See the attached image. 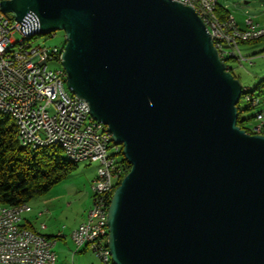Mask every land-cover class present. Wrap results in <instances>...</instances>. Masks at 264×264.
<instances>
[{
	"label": "water",
	"instance_id": "1",
	"mask_svg": "<svg viewBox=\"0 0 264 264\" xmlns=\"http://www.w3.org/2000/svg\"><path fill=\"white\" fill-rule=\"evenodd\" d=\"M65 34L66 87L122 146L107 214L114 264H264V134L238 125L243 85L176 0H0Z\"/></svg>",
	"mask_w": 264,
	"mask_h": 264
},
{
	"label": "built area",
	"instance_id": "2",
	"mask_svg": "<svg viewBox=\"0 0 264 264\" xmlns=\"http://www.w3.org/2000/svg\"><path fill=\"white\" fill-rule=\"evenodd\" d=\"M176 1L198 13L227 68H231V61L238 65H243L246 60L253 63L252 58L242 54L240 44L223 39L217 29L211 28L198 7L185 3V0ZM235 23L241 27L236 17ZM38 27L39 20L34 14L19 23L0 10V110L7 111L18 128H22L25 143L31 147L33 140L48 141L51 145L53 139H65L70 156L78 157L80 163H97V170H103L106 188H99V179L95 177L92 182L93 203L85 222L73 230L72 238L77 247L86 244L92 249L103 264H113L107 245L108 198H112L113 184L124 177V168L119 163L122 146L114 143L107 125L91 116L88 103L70 93L66 87L65 70L49 68L50 62L61 63L64 46L49 47L37 43V39L25 45H15V35H25ZM244 28L248 40L242 42L264 36V26L255 23L250 16L245 19ZM243 101H251L254 108L262 103L261 97L255 94L243 98ZM261 115L264 111L258 109L254 129H251L253 134H262L264 122H261ZM96 198H103V205H96ZM20 212L26 211L8 213V205L0 204V252L4 248H17V259H0V264H54L56 239L24 227L22 220H18ZM42 228H45L44 224Z\"/></svg>",
	"mask_w": 264,
	"mask_h": 264
},
{
	"label": "trees",
	"instance_id": "3",
	"mask_svg": "<svg viewBox=\"0 0 264 264\" xmlns=\"http://www.w3.org/2000/svg\"><path fill=\"white\" fill-rule=\"evenodd\" d=\"M217 13L221 19H226L230 15L229 9L222 5L217 8ZM263 39L264 36L241 43L253 44ZM258 54L260 52H256L252 56ZM252 56L246 57L251 58ZM230 67L227 69L234 74L233 65ZM245 88H248L246 93L260 96L264 90V78L254 85H243V90ZM244 97L245 92L243 91L238 104V125L253 134L250 124L254 122L255 113L243 116L242 111L254 107L250 103L242 107L241 102ZM119 156V163L124 168L125 176L131 166L122 152L119 153ZM76 167L77 164L65 157L59 145L51 144L36 148L21 145L16 122L9 115L0 113V204L8 206L27 204L35 196L49 192L56 184L68 178ZM119 183L120 181L115 185V188Z\"/></svg>",
	"mask_w": 264,
	"mask_h": 264
},
{
	"label": "rangeland",
	"instance_id": "4",
	"mask_svg": "<svg viewBox=\"0 0 264 264\" xmlns=\"http://www.w3.org/2000/svg\"><path fill=\"white\" fill-rule=\"evenodd\" d=\"M219 4L228 8L231 14L236 18H239L240 14L242 15L246 13V15L248 16L258 12L261 9L264 10V0H220ZM20 38V35H15V39ZM35 40L37 43L47 45L49 47L64 46L65 34L63 31H57L54 36L38 35ZM241 50L244 52L243 48ZM251 58L253 62L252 66L245 65V67L239 68L238 64L233 61L230 62V64L233 65L234 74L239 77L241 83L244 86L248 85L249 83H251V85H254L264 78V53L252 56ZM246 61L249 62L248 60ZM49 68L58 69L62 68V66L61 63L50 62ZM260 97L262 100L260 107L242 111L243 116H249L255 113L258 109H262L264 111V90L261 92ZM247 104V101L242 100V107L246 106ZM252 126H254V122L250 124V127ZM97 168V163H77L75 171H73L68 178L56 184L49 193H46V196L51 198H55L59 196V194H64L63 196H65V198L54 199L52 200L53 204L63 205V203L67 202L73 204L70 208L67 207V211H63V219H65L68 214H73L75 216L77 212L82 211L85 208L86 204L89 203V196L87 194L93 193L91 179L94 177V175L97 176ZM36 197L39 198V196ZM38 198H36L35 201L39 200ZM40 199L44 201L47 198L41 197ZM91 201L92 199L90 200V202ZM57 213L60 214L62 213V211H58ZM71 220L72 217L69 218V222H71ZM64 224L67 225L66 219L60 222L61 227H64ZM88 256L92 260H94L95 263L103 264L96 253L90 252Z\"/></svg>",
	"mask_w": 264,
	"mask_h": 264
},
{
	"label": "crops",
	"instance_id": "5",
	"mask_svg": "<svg viewBox=\"0 0 264 264\" xmlns=\"http://www.w3.org/2000/svg\"><path fill=\"white\" fill-rule=\"evenodd\" d=\"M248 16H250L255 23L264 26L263 9ZM248 16L246 15V13H244L242 15L240 14L239 18H236L239 25L241 26L239 28L245 29V19ZM239 48L244 49V52L240 49L244 56H252L256 52H260V54H262L264 53V39L253 44L242 43L239 45ZM246 62L247 61H244L243 65H238V67L241 68L245 67V65H253L250 62ZM250 85L251 83H249L247 86ZM95 177L96 175H94V177L91 179V183L94 181ZM46 195V193L43 195H39V198L35 196L27 203V205L31 209L22 214V225L29 229L40 231L45 235L51 236L52 238L56 239V244L54 246L56 261L54 264H98L88 256L90 252L94 251L90 249L86 244L77 247L72 238L73 230L86 220L88 210L93 203V193L87 194L89 196V203L86 204L85 208L82 211L77 212L75 216L73 214H68V216L65 217L67 225L64 224V227H61L60 225V222L65 220L63 219V211H67V207L70 208L73 204L70 202L63 203V205L53 204L52 200L65 198V196H63L64 194H59V196L55 198H51ZM41 197L47 199L43 201L42 199H40ZM36 198H38L39 200L35 201ZM91 199L92 201L90 202ZM58 211H62V213L58 214ZM70 217H72L71 222H69ZM42 224L45 225V228H42Z\"/></svg>",
	"mask_w": 264,
	"mask_h": 264
},
{
	"label": "bare ground",
	"instance_id": "6",
	"mask_svg": "<svg viewBox=\"0 0 264 264\" xmlns=\"http://www.w3.org/2000/svg\"><path fill=\"white\" fill-rule=\"evenodd\" d=\"M185 3L192 4L200 10V12L205 16L208 20L212 29H217L221 37L226 39L227 41H232L234 44H238L244 40H248V33L245 29L239 28L235 23V18L230 17V15L226 19H221L219 14L217 13L218 2L217 0H185ZM41 35L38 33V30H30L25 32V35H20V39H15V45H25L35 38ZM217 48V47H216ZM245 92L244 98H251L252 95L250 93H246L248 88L243 90ZM251 104V101H247ZM0 113L6 114L7 111L0 110ZM261 122H264V117L261 115ZM18 128V125H17ZM254 129V126L251 127ZM262 134H264V124L262 126ZM18 139L21 145L30 146L29 143H25L24 135L22 134V128H18ZM51 144L59 145L65 157L73 162L80 163V159L75 156H70V149L68 146V142L65 139H53ZM50 145L48 141L41 140H33V148L42 147ZM96 179H99V188H106V179H103V170L97 171ZM123 178H121L122 180ZM115 185L113 184V191L115 190ZM111 198H108V206L110 204ZM96 205H103V198H96ZM30 207L27 204H21L17 206H8V213H17L19 211H29ZM28 209V210H26ZM24 212L18 213V220H22V214ZM85 222V221H84ZM80 226V225H79ZM0 259H17V248H4V251L0 252ZM113 263V261H112ZM114 264V263H113Z\"/></svg>",
	"mask_w": 264,
	"mask_h": 264
}]
</instances>
